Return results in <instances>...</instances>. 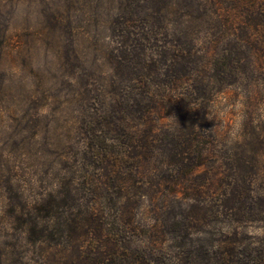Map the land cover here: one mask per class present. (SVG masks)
Listing matches in <instances>:
<instances>
[{
  "label": "rangeland",
  "instance_id": "1",
  "mask_svg": "<svg viewBox=\"0 0 264 264\" xmlns=\"http://www.w3.org/2000/svg\"><path fill=\"white\" fill-rule=\"evenodd\" d=\"M105 1L0 0V264H103L111 252L145 240L144 230L119 232L114 228L118 218L112 219L118 205L110 203L130 205L125 198L136 195L135 223L153 221L146 214L151 196L159 214L183 217L179 230L171 233L162 227L157 240L172 244L170 248L181 244L179 252L189 248L193 259L197 254L189 244L209 246L219 240L225 247L231 240L240 250L260 247L264 52L250 51L240 40L237 50L222 51L234 35L216 30L212 17L208 22L190 20L180 30L171 18L166 20L169 31L175 27L183 43L189 42L188 58L182 61L188 82L175 91L181 97L177 110L169 102L164 109L149 106L151 148L142 159L148 173L139 183L142 188L135 190L129 183L126 192L110 185L93 192L89 183L82 184L81 116L93 112L102 119L113 75V63L104 57L116 44V35L107 27ZM54 17L59 23H53ZM212 43L217 44L214 51ZM214 58H219L216 63ZM80 93L84 99L78 98ZM185 103L192 108L188 114L183 112ZM189 122L197 124L195 136L205 147L201 163L184 182L199 186L201 200L190 199L191 188L178 189L173 200L170 186L161 188L163 192L153 186L161 174L186 162L187 147L172 142L163 129ZM135 123L139 143L143 121ZM85 166L87 172H100L94 165ZM100 183L94 178L92 184ZM93 199L99 211L89 215ZM184 226L185 235L179 238Z\"/></svg>",
  "mask_w": 264,
  "mask_h": 264
},
{
  "label": "trees",
  "instance_id": "2",
  "mask_svg": "<svg viewBox=\"0 0 264 264\" xmlns=\"http://www.w3.org/2000/svg\"><path fill=\"white\" fill-rule=\"evenodd\" d=\"M104 7L107 27L116 35V44L108 49L107 56L104 57L107 63H113L111 67L113 75L109 79L111 88L106 91L107 101L102 103L103 115L99 116L102 119L97 120L95 117L99 114L93 112L81 116L80 129L85 141V151L81 154L84 158L82 163L85 171L81 182L83 185L89 183L88 189L93 192L96 189H105L109 185L126 192L129 183L136 187L135 190L142 188L139 183H142V179L148 175L142 159H145L146 153L151 148L148 135L149 132L151 133L149 117L152 110L149 106L159 110L164 109L169 102L172 103L171 109L177 110L176 105L181 97L175 94V91L185 89L184 86L188 82L187 69L182 66V61L188 58L186 55L190 50L186 44L189 42L183 43L181 36L178 32L175 33V30L179 25L190 20L208 22L212 17L216 30L220 29L222 32L230 30L234 35L221 46L222 51L237 50V42L240 40V45L246 49L264 52V34L261 33L264 29V0H106ZM168 18H171L176 29L174 27L169 31L166 26ZM55 22L59 23L56 17L53 23ZM183 30L185 28L181 31ZM171 35L174 37L173 40L168 38ZM216 47L217 44L210 45L213 51ZM218 59L214 58V63ZM81 88L83 92L87 90L85 84H82ZM79 97L83 98L81 93ZM87 99L89 103L90 99ZM148 100L152 103L154 101L155 104L148 105ZM182 108L185 114L192 109L187 103ZM135 119L143 121L144 129L139 134L142 136L139 143L135 139L138 136L135 133L137 130ZM202 120L206 121L205 116H202ZM93 124L95 126H92ZM97 125L102 126L99 128ZM196 125L189 122L184 123L182 128L177 126L163 129V132L172 138V142L177 145L183 143V146L187 147L184 150L186 162L175 164L169 172L164 171L165 174H161L160 180L153 186L157 191L161 190L160 192H163L161 188L170 186L172 190L170 196L173 200L177 198L178 189L188 188L193 189L189 196L191 200L200 199L199 186H187L184 182L201 163L204 155L205 146L195 136ZM133 148H136L135 152L132 151ZM138 155L142 156L141 159ZM87 164L94 165L100 169V172H87L85 166ZM176 174H179V178L175 177ZM94 178L97 182H101L100 186L92 184ZM138 197L139 195L125 198L130 205L122 200H118L120 205L116 204V201L109 203L112 207L118 205L117 214H113L112 218H118L114 221V228L119 232L128 230L130 233L144 230L145 240L124 245L117 252H111L113 254L109 255L103 264H264V242L261 240L260 247H242L241 250L231 240L225 244V247L224 242L219 240L209 246L202 243L189 244L196 251L195 259L192 258L189 248L178 251L177 245L181 244H177L176 248H170L172 244L163 246L162 242L157 240L162 227L168 228L171 233L177 231L183 217L175 218L167 211L165 215L159 214L154 196H151L146 214L151 215L153 221L135 223L132 205L139 199ZM165 199L163 198V201ZM257 200L260 205L264 204L263 195L258 196ZM44 202V206H47V201ZM92 203L89 215H96L99 207L95 206V199ZM172 224L175 226L169 228ZM99 225L101 224L98 223V227ZM31 229L34 230L33 227ZM182 230L179 238L185 235V226Z\"/></svg>",
  "mask_w": 264,
  "mask_h": 264
}]
</instances>
